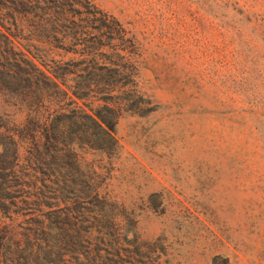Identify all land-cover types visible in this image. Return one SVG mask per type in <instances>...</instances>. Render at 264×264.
<instances>
[{
	"label": "rangeland",
	"instance_id": "rangeland-1",
	"mask_svg": "<svg viewBox=\"0 0 264 264\" xmlns=\"http://www.w3.org/2000/svg\"><path fill=\"white\" fill-rule=\"evenodd\" d=\"M90 1L128 31L149 99L88 155L136 236L170 264H264V0Z\"/></svg>",
	"mask_w": 264,
	"mask_h": 264
},
{
	"label": "trees",
	"instance_id": "trees-1",
	"mask_svg": "<svg viewBox=\"0 0 264 264\" xmlns=\"http://www.w3.org/2000/svg\"><path fill=\"white\" fill-rule=\"evenodd\" d=\"M133 45L90 0H0V94L21 114L0 125V264H170L88 159L149 103Z\"/></svg>",
	"mask_w": 264,
	"mask_h": 264
}]
</instances>
